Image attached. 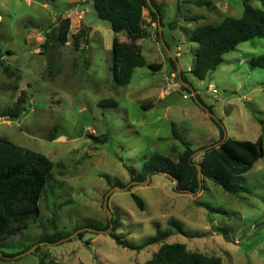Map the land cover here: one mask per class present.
<instances>
[{
	"label": "rangeland",
	"instance_id": "obj_1",
	"mask_svg": "<svg viewBox=\"0 0 264 264\" xmlns=\"http://www.w3.org/2000/svg\"><path fill=\"white\" fill-rule=\"evenodd\" d=\"M155 1L162 12L164 41L190 85L179 78L147 11L151 35L139 44L148 62L161 67H137L130 83L117 85L110 70L113 41L128 37L100 19L91 0H0V60L18 69L8 76L0 64L1 108L11 106L22 90L28 92L20 117L0 116V136L47 155L55 164L39 200L40 216L0 242L4 253L37 246L18 258L0 257V264H144L163 243L174 242L226 264H264V156L243 174L247 190L238 194L209 179L198 192L178 190L161 173H151L148 182L128 190L115 187L133 181L154 152L177 159L184 150L181 138L198 149L193 158L200 160L199 150L219 141L220 128L241 140L255 141L264 132V68L250 63L264 53V38L240 43L204 80L191 71L198 47L191 39L193 29L226 16L240 17L244 0ZM249 3L262 7L260 0ZM69 10L77 14L69 16ZM82 10L83 19L78 15ZM84 26L89 35L77 49L73 34ZM38 34L45 41H37ZM192 89L216 118L195 102ZM105 99L116 104L100 105ZM89 134H108L109 139L100 142ZM108 192L117 219L110 232L87 230L83 237L77 233L59 243L39 241L55 230L75 234L86 226L76 227L87 223L106 228ZM133 192L144 200L143 210ZM157 228L172 234L141 250L112 236L138 245Z\"/></svg>",
	"mask_w": 264,
	"mask_h": 264
},
{
	"label": "trees",
	"instance_id": "obj_2",
	"mask_svg": "<svg viewBox=\"0 0 264 264\" xmlns=\"http://www.w3.org/2000/svg\"><path fill=\"white\" fill-rule=\"evenodd\" d=\"M100 19L110 23L115 32H126L128 40L120 41L117 37L113 41L112 64L110 70L117 85L130 83L134 69L141 66H148L157 70L161 63L148 62L142 53L139 40L148 38L151 32L145 22V12L149 14L151 22L158 24L160 16L163 26L162 12L158 3L152 0L155 10L148 4V0H91ZM244 0V11L240 17L226 16L218 23H205L198 25L192 31L191 39L197 42L195 51V65L192 73L199 79L204 80L222 62L224 56L237 46L255 37L264 38V0H260L262 7H254ZM198 4H205L196 1ZM195 19V18H192ZM69 21L67 30L69 31ZM89 28L82 27L73 34V40L77 49L85 45L86 37L89 35ZM159 35V29L157 31ZM177 60V59H176ZM170 61L177 71L176 62L173 57ZM252 66L264 68V53L253 57L250 60ZM4 72L8 76L17 73L10 65L0 60ZM20 79V75H17ZM181 79L184 84L190 85L181 71ZM182 87H185L182 85ZM198 98L201 100L199 94ZM202 101V100H201ZM28 102V92L22 90L17 100L8 107L1 108L0 116L8 119L20 117L26 110ZM116 104L114 99H105L100 105ZM152 107V104L145 106ZM210 111L212 108L207 106ZM220 140L223 139L224 130L220 128ZM175 137L180 139L174 132ZM96 141L106 142L109 135L102 137L89 134ZM184 145V150L177 159L161 152L152 153L142 166V172L133 177V180H144L148 173L168 172L175 176L178 182V190H189L198 192L200 182L198 179V168L194 163L202 166V184L206 179L211 180L216 185L221 186L226 192L238 194L246 191L247 187L242 184V176L249 171L254 164L264 156V132L257 140H241L234 137H227L220 145L211 149H206L202 153L200 160L192 157L198 149H194L188 140L180 139ZM218 142V141H217ZM216 143V142H215ZM54 162L45 154L15 143L5 136H0V242L28 227L29 222L38 218L41 214L39 200L50 180L53 178ZM132 196L140 209H144V200L136 193ZM112 222L116 225L117 219L113 216ZM181 233H185L181 224L171 221ZM57 228L56 223L53 224ZM95 227L98 225L87 223L81 227ZM110 226V220L106 228ZM87 230L79 232L83 237ZM70 232L55 230L53 233L43 234L39 241L56 242L69 236ZM172 234L171 231H162L157 228V233L148 237L138 245L129 244L112 234L114 238L125 247L141 250L146 246L158 243ZM33 244L29 245L28 250ZM23 250L13 253H5L14 256ZM1 257V256H0ZM144 264H226L220 257L206 256L201 253L188 252L186 245L180 242L163 243L160 248L153 253L152 257Z\"/></svg>",
	"mask_w": 264,
	"mask_h": 264
},
{
	"label": "water",
	"instance_id": "obj_3",
	"mask_svg": "<svg viewBox=\"0 0 264 264\" xmlns=\"http://www.w3.org/2000/svg\"><path fill=\"white\" fill-rule=\"evenodd\" d=\"M148 4H149L150 6H152L155 10H157V9L154 7V5H153L152 0H148ZM158 26H159V37H160V41L162 42V44H163V46L165 47V49L169 52L170 56L173 57V59H175V57H174V55L172 54V52H171L169 46H168L167 43L164 41V38H163V26H162V23H161L160 16H159V19H158ZM175 60H176V59H175ZM177 71H178V76H179V78L181 79V71H182V69H181V67H180V65H179L178 63H177ZM181 81H182V79H181ZM182 82H183V81H182ZM192 96H193V98H194V100H195V102H196L197 104H199V105H200L204 110H206L211 116H213L214 118H216L215 115L212 113V111H210L209 108H208L206 105H204V104L202 103V101L198 98L197 93H196L195 90H193V89H192ZM227 137H228V135H227V133H226V131H225L222 140H220V141H218V142H216V143H212V144H210V145H208V146H206V147H203V148H201L199 151H205L206 149H211V148H213V147H217V146L220 145V144H221V143H222ZM196 152H198V151H196ZM196 152H195V153H196ZM195 153L192 154V157H193V155H194ZM194 164H195V165L197 166V168H198V179H199V182H200V188H199V190H201V184H202V183H201V182H202V166H201L199 163H197V162L194 163ZM159 173L164 174V175L170 177V178L174 181V188H175V189H178V182H179V180H178L175 176H173L172 174H170V173H168V172H162V171H159ZM150 178H151V173H148V174H147V177H146L144 180H133V181H131L129 184H127L126 186H115V187H116V188H119V189H122V190H128V189L131 187L132 184H139V183H141V184H145L146 182H148V181L150 180ZM112 189H113V188H112ZM179 190H182V189H179ZM182 191H187V192H190V193H195V192H192V191H189V190H182ZM110 193H111V192H108V193L106 194V196H105V200H104V204H103V206H104V208H105V210L107 211V214H108V216H109V220H110V226H109L108 228L84 227V228L80 229L79 231H77L75 234H74V233H73V234H70L69 236L64 237V238H62V239H60V240H58V241H56V242L41 241V243H47V244L59 243V242H62V241H64V240H67V239L73 238L77 233H79V232H81V231H83V230H90V231L98 232V233H108V232H110V231H111V227H112V225H113V222H112L113 213L111 212V210H110V208H109V205H108L109 194H110ZM36 246H37V245H36ZM36 246H34V247H32V248H30V249H28V250H26V251H24V252H22V253H19V254H17V255H14V256H8V255H6V254L0 249V256L3 257V258H18V257H20V256H22V255H25V254H27V253L33 251V250L35 249Z\"/></svg>",
	"mask_w": 264,
	"mask_h": 264
},
{
	"label": "built area",
	"instance_id": "obj_4",
	"mask_svg": "<svg viewBox=\"0 0 264 264\" xmlns=\"http://www.w3.org/2000/svg\"><path fill=\"white\" fill-rule=\"evenodd\" d=\"M67 13H68L69 16L77 14L74 10H69ZM78 15L81 17L80 14H78ZM1 20H2V16L0 15V22H1ZM213 92H217V89L214 88ZM184 96H186V95H184Z\"/></svg>",
	"mask_w": 264,
	"mask_h": 264
},
{
	"label": "crops",
	"instance_id": "obj_5",
	"mask_svg": "<svg viewBox=\"0 0 264 264\" xmlns=\"http://www.w3.org/2000/svg\"><path fill=\"white\" fill-rule=\"evenodd\" d=\"M88 0H83V2H87ZM84 12H85V10H82V12H81V17H82V19H83V14H84ZM39 33V32H38ZM35 35H37V34H35ZM35 35H34V37H35ZM36 39V38H35ZM44 41H45V39H46V37H44V38H42ZM42 39H41V36H39V34H38V36H37V41L38 40H41L42 41ZM138 43H139V41H138Z\"/></svg>",
	"mask_w": 264,
	"mask_h": 264
}]
</instances>
